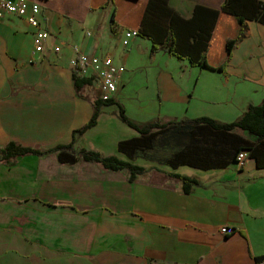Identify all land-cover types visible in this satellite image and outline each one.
<instances>
[{
    "label": "crops",
    "instance_id": "obj_1",
    "mask_svg": "<svg viewBox=\"0 0 264 264\" xmlns=\"http://www.w3.org/2000/svg\"><path fill=\"white\" fill-rule=\"evenodd\" d=\"M30 1L40 6L50 35L37 53L24 17H0V146L9 140L42 149L70 144L63 154L78 157L87 149L144 171L129 180L126 170L81 158L60 161L57 150L0 164V264H264V170L255 159L209 169L168 163L195 144L193 119L231 123L264 99V24L246 21L226 67L216 71L163 48L152 51L138 34L124 45L127 27H138V7L131 4L118 3L113 23L114 5L101 6L104 0ZM223 2L167 5L188 19L196 5L219 10ZM75 49L107 55L123 70L111 103L98 106L96 124L74 135L99 98L93 81L75 89L69 65ZM121 109L137 125L177 123L154 129L129 158L118 143L139 133L121 121ZM176 175L196 183L184 192ZM225 225L229 233L220 231Z\"/></svg>",
    "mask_w": 264,
    "mask_h": 264
},
{
    "label": "trees",
    "instance_id": "obj_2",
    "mask_svg": "<svg viewBox=\"0 0 264 264\" xmlns=\"http://www.w3.org/2000/svg\"><path fill=\"white\" fill-rule=\"evenodd\" d=\"M111 2L114 7L110 17L111 22H117L119 5L127 3L137 8L138 27H127L135 30L140 37L147 38L152 44V51L165 49L170 55L185 59L191 66H199L210 70L223 71L231 57V52L244 36L246 21H255L264 24V0H224L219 10H212L202 5H196L193 15L186 19L173 11L167 0H104V6ZM218 28V29H217ZM215 36V37H214ZM217 43L211 46L210 40ZM75 89L80 91L89 85L90 77H82L73 72ZM112 100L102 101L99 98L94 102L91 119L80 129L73 131L74 135L82 134L97 122L99 104H109ZM121 109L119 118L138 133L118 143V148L129 158H132L135 147L145 145L155 133L154 129L163 130L171 127L177 121L166 123L149 122L137 125L129 119ZM191 129V139L195 144L186 147L187 151L176 154L169 160L172 167L177 165L197 166L209 169L229 161H237L239 152L245 150L247 157L255 159L258 168L264 170V99L258 104H250L233 122L220 123L209 117L195 118ZM240 128L250 134L245 138L235 130ZM71 147L56 145L53 148L42 149L26 147L9 140L0 146V164L13 165L16 159L24 155H46L55 150L60 151L58 159L65 162H74L77 158L100 164L106 170H126L133 180L134 174H140L144 168L130 161L120 160L117 156H104L96 151L81 149L78 157L73 154H63L61 150ZM189 149V151H188ZM228 157V161L217 162L213 157ZM182 182L184 192L191 190L196 180L190 177L176 175ZM263 257V256H262Z\"/></svg>",
    "mask_w": 264,
    "mask_h": 264
},
{
    "label": "built area",
    "instance_id": "obj_3",
    "mask_svg": "<svg viewBox=\"0 0 264 264\" xmlns=\"http://www.w3.org/2000/svg\"><path fill=\"white\" fill-rule=\"evenodd\" d=\"M13 13L16 16L24 17L33 30V50L37 53L42 52L49 32L41 19V9L38 3L30 0H0V17L4 14ZM135 30H128L124 33L122 40L124 45L128 44L131 36L136 35ZM58 49V48H56ZM69 65L82 77H90L96 83L99 90V99L109 101L117 91V75L123 70L122 66L115 65L110 57L91 56L75 49L74 56L70 59ZM247 157L245 150L237 155L238 163ZM221 232L229 233L231 229L227 225L220 228Z\"/></svg>",
    "mask_w": 264,
    "mask_h": 264
}]
</instances>
